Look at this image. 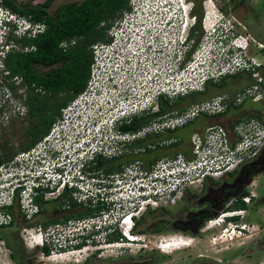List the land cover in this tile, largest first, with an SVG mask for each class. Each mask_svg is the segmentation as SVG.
Instances as JSON below:
<instances>
[{
    "label": "rangeland",
    "instance_id": "obj_1",
    "mask_svg": "<svg viewBox=\"0 0 264 264\" xmlns=\"http://www.w3.org/2000/svg\"><path fill=\"white\" fill-rule=\"evenodd\" d=\"M43 1L15 0L19 5H34ZM78 1L81 0H54L49 7V12L53 14L59 6ZM203 3L205 4L199 7L195 5V8H197L195 10L203 12L204 16L200 26L202 37L199 39L198 48L195 51V64L183 68L176 74V69L166 64L167 56L172 53L173 34L184 35L186 31L183 28V31L181 28L171 29L164 25V22L167 15H170L171 7L176 9V13H183L180 10L181 4L176 2V0H129L128 6L130 10L123 14L119 25H115L113 22L109 29L116 36V43L102 46L103 49L100 50L98 55L93 53V64L86 91L72 101L62 111V116L53 124L46 137L55 136L54 139L56 138L57 140L51 141L50 147H56L55 149L61 151L60 156L68 154L70 157L74 156L73 158H75V153L81 152L85 145L89 150L101 146L99 142L101 128L105 123L104 128L110 125L109 121L103 123L99 116L110 115L108 116L110 118L116 111L132 107L131 103L134 101L128 100L127 97L124 99L121 96L125 88L134 87L137 91L136 93H141L144 90L148 94V92L153 93L155 90L162 89L167 85L175 86V81L181 80L179 86L187 89L189 85L200 86L204 79L213 78L218 81L224 74L230 76L235 71L242 70V78L233 79L234 82L232 83L229 79L230 88L228 86L226 88L209 89L204 95L207 98L223 92L238 90L248 82L247 80L256 77L255 66L264 60V55L261 53V49H264V0H204ZM188 4L182 5L187 6ZM208 4H211L210 6L213 8L212 20H206ZM204 7L206 12L203 11ZM167 8L170 9L167 10ZM166 12L168 14L165 15ZM187 21L189 23V19ZM200 31L199 33H201ZM11 34L14 35V33ZM203 36L206 37L203 38ZM231 44H234V46L235 44H241L244 47V49H241L243 50L241 59L245 60L246 68L241 67L239 69L234 64H231L234 62L228 60L232 55H237L230 51L229 46ZM145 46L146 48H143ZM135 62L138 64L136 65ZM117 63L120 65H117ZM227 65L230 66L227 67ZM44 68L46 67L37 66L38 70H43ZM249 72L251 73L248 74ZM3 80H5L4 77ZM169 90L172 91L174 89ZM14 91H16V88H14ZM144 102L146 103L145 100ZM263 108L264 106L261 102H248L242 105L238 112L258 111ZM231 115L232 113H229L227 117ZM223 116H201L190 121L179 130V134L185 142L182 152L187 160L192 159V147L191 143L188 142L190 134L206 124L218 123L226 125L227 121ZM18 121L17 117L12 116L6 126H0V142H8L5 147L0 148L2 155H6L8 150H17L21 144L22 134ZM106 131H109V129ZM44 139L29 153L23 154V152L18 151L14 156L13 159H19L20 163L22 162L25 165L24 167L15 168V166L10 165V169L5 168L11 162L0 165V183L6 178H10L13 183L17 184L21 172L23 173L26 170H29L31 175L38 170L43 173H50L52 168L51 160L49 163L41 161L39 164L33 161V155L43 148ZM76 158L81 157L77 155ZM167 159L169 158H162L153 166H150L151 172L153 170L156 172V177L149 174V176L153 177L151 179L152 189L154 191L158 189L159 193L157 195L160 196V199L157 205L144 204L146 205L145 207H153L155 211L146 214L144 220L135 225V227L147 228L155 226L164 219L172 222L175 219L184 218L188 210L203 204L208 197L207 190L210 186L207 185V190L204 188V191L199 192L201 182L196 178L195 170L190 165H186L188 170L184 167L185 172H182L179 168L183 167V165L178 164V166L172 167L171 164H166ZM40 165H43V168H40ZM148 179L145 178V180ZM138 181L142 182L143 179ZM138 181H122L121 184H125L124 187L129 185V187L125 188L127 190L125 192L133 193L136 191ZM176 184L177 195L173 198L171 195L169 196L168 191L170 188L175 187ZM28 185L25 186L28 187ZM244 188L249 190V192L252 191L255 198L264 196V171L254 172ZM129 189L133 191H128ZM5 190L0 186V205L8 204L9 202V197L6 196ZM24 191L28 192V189ZM197 194H199L198 197H196ZM256 194L258 195L256 196ZM23 195H25L23 192L21 195L19 194L18 200L13 203L12 210L19 237L35 264H42V262L45 264H83L81 260L87 253H94L95 250H97L95 253H98L96 248L99 246L90 244V246H87L89 248L85 249L84 252L74 251L75 253L72 254H70L71 252H66L62 255L47 258L50 253L66 251V248H59L56 245V239H59V243H61V240L67 236L68 230L53 227H47L45 230L43 227L39 229V218L33 220L31 224L25 223L24 218L20 214L19 206L20 201L23 202ZM179 195L180 197H178ZM132 196L134 194H130L128 198L131 199ZM171 197L176 199V202H171ZM227 202L228 200L224 203ZM115 204L120 207H125L126 205L129 207L134 206V204L128 205L127 202H122L121 200H116ZM136 205L138 206V203ZM160 207L167 208V211L160 210ZM246 208L248 213L245 217V222L254 223L257 229L253 230L249 227L245 230L244 235L239 237L227 230L223 234V241L219 236L217 237V234H212L216 238L212 235L194 237L191 234L181 233L171 227L165 228L160 232L144 230L143 232H136L137 240L134 243L124 245V247L129 245V248H131L127 252L133 254L134 257L132 259H119L114 262L108 258H115L118 254V256H121V254H125V251L122 250L123 248H116L115 245H103L101 248L99 247V255L88 257L86 263L193 264L195 259V264H208L206 261L197 259L200 258V254H203L215 257L217 260H213L216 264H264V234L262 232L264 230V202L251 198ZM219 226L216 225V227H211V229ZM13 229L14 227L6 229V232ZM28 232L33 233L35 239L31 240ZM41 232L43 238L48 239L47 245L50 249L48 253H43L39 245L31 247L33 244L40 243L39 236ZM230 236L233 238L230 239ZM169 238H181L189 242V245L182 246V242L167 240ZM165 239L166 241H162ZM168 242L174 245L166 251H162L159 246L161 243L168 246V244H165ZM0 264H17V262L11 260L9 249L1 239Z\"/></svg>",
    "mask_w": 264,
    "mask_h": 264
},
{
    "label": "flooded vegetation",
    "instance_id": "obj_2",
    "mask_svg": "<svg viewBox=\"0 0 264 264\" xmlns=\"http://www.w3.org/2000/svg\"><path fill=\"white\" fill-rule=\"evenodd\" d=\"M203 1L204 0H190L188 3L191 6L193 5L194 8L191 11H187L185 15L183 13H176V9L171 7L172 12L170 11L169 13L172 16L167 15V18L164 22V25L171 29L181 28L182 30L184 24H186L187 27L184 29L186 31L184 35H176V33L173 34L172 53L167 56L168 59L166 64L173 66L176 69V74L183 68L195 64V51L198 48L199 39L202 37L200 26L204 17L203 12L196 11L197 8H195V5L199 7L200 5L205 4ZM169 9L170 8H167V10ZM203 11H205V7ZM166 14L168 13L166 12L165 15ZM121 18L122 17H118L115 19V25H119L121 23ZM187 19H189V23L186 21ZM199 31L201 33H199ZM108 36L109 42L105 43L102 40H97L93 44L101 43L108 46L113 44V36L109 35V33ZM204 37L206 36H203V38ZM143 48H146V46ZM261 53L264 55V49H261ZM135 64L137 65L138 63L135 62ZM117 65L120 64L117 63ZM255 67L257 76L247 80L248 82L238 90H234L232 92H223L222 94L227 96L226 100L223 101L226 103V107L221 112L208 115H224L223 117H225L227 121L226 125L218 123L206 124L193 132L202 134L207 126L218 124L222 125L228 133L229 138L234 140L233 133L235 128L237 125L242 124L245 129V136L252 139L255 134L250 128V123L252 120H255L258 124V137L263 142L258 154L254 158L241 164L239 166L240 172L234 174L233 176L230 175V173H227L218 179H203L200 183L201 187L199 192L204 191V188L207 190V185H209L210 188L207 190L208 197L204 200L203 204L188 210V213L184 218L178 220L175 219L172 222L164 219L155 226L147 228L135 227L137 223L139 224L144 220L146 214L153 213L155 211V209L151 206L145 207V209L142 210L139 215L133 218L134 225L132 228L130 226L132 234L136 235V232H143L144 230L160 232L165 228L171 227L172 229L181 233L191 234L194 237L198 235L199 237H203L206 235L209 236L220 233L227 222H234L236 225L245 223V217L248 213L246 206L242 207L244 210H247L243 216L226 217L224 223L215 229L206 227V221L209 218L216 216L220 212L226 211L228 209H241L229 208L228 205L231 201L227 204H222L226 197L233 192V189L237 191L239 190L238 188L245 186L246 178L253 174V172L264 171V108L258 111L244 113L238 112L240 107L248 102H261L264 106V60L259 62ZM47 70L48 68L46 67L39 71ZM19 77L20 80L18 81V84L14 86L16 91L13 93V95L21 106L20 112L16 116L19 120L18 126L22 134V141L19 147H25L27 144L33 141L34 133L48 129V126H50V117L55 111L56 103L52 91H48L36 83L29 84L27 81H24L21 76ZM208 79L211 81L206 91L213 88H226L228 86L230 88L231 85L229 84L234 82L233 79L236 78L226 77L225 82H223V76H221L218 81L214 80L213 78H207L204 82L203 90H205L206 81ZM229 79L231 83H229ZM180 82L181 80H176L175 86L167 85L166 87H163V89H166L165 91H157L156 94L151 92L146 94L144 90L141 93H136L137 91L134 87L123 89L121 96L124 99L127 97L128 100L134 101L131 103L132 107L129 109L125 108L118 110L115 112V114L111 115L110 118H108L110 115L105 117L103 115L99 116L103 123L109 121L110 125L108 127L106 126L107 128H104V125L106 124L105 123L101 128L99 133V142L101 146L94 147V149L89 150V148L85 145L81 152L75 153V158H73L74 156L70 157L68 154H63V156H60L61 151L55 149L56 147H50L51 141L54 142L57 139H54L55 136L48 138L46 137L48 136L47 134L44 137L45 139L43 138V148L33 155V161L39 164L41 161H44V163H49L51 160V170L53 172L51 173L50 170V173H43L42 171L38 170L32 175L29 174V170H26L25 172L23 171V173L21 172V176L18 177L19 182L16 184V186H18V196L14 194L11 204L0 207V235L6 237V240L1 239L4 245L7 247L8 240L11 243L16 244L17 238L15 235L17 234L19 237L12 208L14 201L18 200L19 194L21 195L22 192L25 194L23 195V201L25 196L28 194L30 196L32 194V203L36 206V209L32 212L30 217H27L24 211V205L20 201V214L24 218V222L31 224L33 220L39 218L40 220L38 222V226L40 228L45 226L46 228H65L68 230L67 236L64 238L65 241L69 242L75 237L82 240V242H79L75 245L70 244L68 247L79 248L78 245L84 243L87 240H90L92 244H95L100 248L106 243L117 240L126 242L127 238L122 235L119 228L117 229V225L121 215L136 209L137 205L132 207L127 205L125 207L116 206L115 198L123 194L126 187H129V185L124 187L125 184H121V182L145 179L149 177L151 172L150 166H153L160 159L169 158L170 160H175L178 155H183L182 149L185 142L179 134V130L190 121L207 115L203 113L198 114L182 125L178 124V117L193 102H200L211 99L216 95H221L216 94L206 98L204 97L206 91L203 95H201V97H197L196 95L192 94L193 92L197 91H191L184 94L178 92L176 89ZM232 88L231 90H233ZM169 89L174 90L171 91ZM29 92H32L33 94L31 101L28 99ZM240 95H242V97L238 99V96ZM32 104L35 106L33 113L31 112ZM229 113H232V115L227 117V114ZM107 129H109V131H106ZM27 131H31L32 134H26ZM189 140L188 142H190ZM40 142H42V140ZM7 144L8 142L1 141L0 148L5 147ZM31 150L25 153H29ZM77 155H80V157L84 156L85 158H76ZM78 164H82L80 168L81 170H77V173L82 176V178L79 180L82 181L84 190L79 189L76 186L69 187L64 184V177H69L70 172L75 173ZM19 166L24 167L25 165L22 162L20 163L19 160L17 167ZM40 168H43V165H40ZM33 175L40 176L36 181H39L42 184L41 187H43L37 192L35 189L33 192H31V189L29 188L33 180ZM215 180L219 181L217 185H215ZM12 184L13 181L8 179L6 182V189H8V191L9 187H12ZM25 185H28V187ZM26 189H28V192L24 191ZM217 190L218 192H216ZM33 194H36L37 202H35ZM75 194H78L82 200L79 201L76 199ZM198 195L199 194H197L196 197H198ZM257 195L258 194H256V196ZM144 197V195H139V199H143ZM251 198L259 202H264V196H258V198L252 196ZM235 200H237V198H235ZM46 204L48 205L46 206ZM159 209L162 211H167V208L165 207H160ZM212 212L216 214L205 219L206 216ZM2 215L7 216L6 220L2 219ZM99 219L102 222H106L107 224H114L108 225L106 228L100 230L89 228L84 230V233L80 232L79 225H92ZM139 220L140 222H138ZM200 223L202 224L199 226ZM13 227L14 229L12 231L10 230L9 232H6L8 229ZM156 227H160L161 230L155 231L154 228ZM220 238L223 241V238ZM232 238L233 237L230 239ZM167 240L189 243L181 238H169ZM162 241H166V239ZM171 242L165 244H169ZM162 245H164V243H161L160 246ZM99 247L96 248L98 249V253H95L97 251L95 250V254L92 252L87 256L86 260L88 257L91 258L99 255ZM87 248L89 247H86L85 249ZM122 250L125 251V254H121V256H118V254L115 258L110 257L108 259H111L115 262L119 259L125 260L132 259L134 257L133 254H129V252H127L129 249L126 247H123ZM10 252L11 249H9V256L11 260H13ZM42 252L44 251L42 250ZM72 253L75 252H71L70 254ZM30 257L31 255L28 254L23 263L14 260L13 261L17 262V264H35ZM199 257L200 258L197 259L203 260L204 262L206 261L208 264H216L214 262L216 259L215 257L203 254H200ZM42 264L45 263L42 262ZM193 264H195V259Z\"/></svg>",
    "mask_w": 264,
    "mask_h": 264
},
{
    "label": "trees",
    "instance_id": "obj_3",
    "mask_svg": "<svg viewBox=\"0 0 264 264\" xmlns=\"http://www.w3.org/2000/svg\"><path fill=\"white\" fill-rule=\"evenodd\" d=\"M53 1L44 0L39 4L19 5L15 0H1L4 6L19 15L30 17L33 20H45L47 24L46 30L35 38L17 39L11 34L8 37L9 39H13L15 43H20L23 46L34 45V50L21 52L12 47L6 52L2 61L5 68L9 71V74H6L7 77L21 76L29 84L36 83L44 89L52 91L56 108L50 117L48 129L34 133V139L31 143L25 147L17 148V150H8L6 155H2L0 152V165L13 162V158L18 151L25 153L34 148L50 132L53 124L62 116V110L86 91L93 64V43L97 40H102L105 43L109 42L108 30L112 23L116 18L122 17L125 12L130 10L128 6L129 0H81L61 5L51 14L49 7ZM73 37L76 38L74 44L65 49L60 46L62 40H69ZM37 66L47 67L48 70L39 71ZM241 72L242 70H237L230 76L224 74L223 82H225L226 77L242 78ZM210 81V79L206 81L205 90L193 92L192 94L201 97L207 90ZM8 85L12 92L15 93L14 82H10ZM32 98L33 94L29 92L28 99L31 101ZM34 110L35 106L32 104L31 112L33 113ZM26 134L32 133L31 131H27ZM238 172H240V167L230 173V175L233 176ZM250 176L246 178L245 184L250 180ZM218 182V180H215V185ZM41 188L43 187H37L35 191L37 192ZM238 189L237 191L233 189V192L224 200V202L226 200L228 202L231 201L228 205L229 208H242L246 206L241 197L248 195L249 190L244 187ZM17 191L18 188H15L14 194L16 196H18ZM33 197L35 198V202H37L36 194H33ZM224 202L222 205L225 204ZM215 214L212 212L205 219ZM43 229L45 230L46 227L44 226ZM154 230L160 231L161 228L156 227ZM15 237L17 238L16 244L8 240L7 247L11 249L10 255L12 259L23 263L29 253L17 234ZM0 239L6 240V237L0 235ZM83 244H79L78 247H81ZM56 245H60L59 240L56 241ZM40 248L45 253H48L50 250L47 243H43ZM83 264H87L86 261Z\"/></svg>",
    "mask_w": 264,
    "mask_h": 264
},
{
    "label": "built area",
    "instance_id": "obj_4",
    "mask_svg": "<svg viewBox=\"0 0 264 264\" xmlns=\"http://www.w3.org/2000/svg\"><path fill=\"white\" fill-rule=\"evenodd\" d=\"M47 24L45 20H33L30 17L19 15L15 12H13L8 7L4 6L1 3L0 0V126H6L7 123H9V119L14 116L16 117L18 113L20 112V103L13 95V92L8 85L10 82H14L15 85L18 84V81L20 80V77H12L9 78L6 76V74H9V71L5 68L2 59L5 57L6 52L13 48H16L18 51L26 52L30 50H34V45H21L20 43H15L13 39H7L6 33H14V35L17 39L20 38H35L39 34L43 33L46 30ZM109 35L113 36L114 41L113 44L116 43V38L113 35L112 31H108ZM9 37V36H8ZM76 41V38L73 37L69 40L65 39L60 42V46L62 48H67L68 46L74 44ZM102 46H108L103 45L101 43H97L92 45V51L94 54L98 55L100 54V50L102 49ZM3 77L5 80H3ZM206 79H204L200 86H193L189 85L187 89L180 87V83L177 85V91L181 93H188L191 91H201L203 90L204 82ZM166 89H157L153 93L156 94L157 91L163 92ZM242 95L238 96V99H240ZM227 96L225 94L216 95L212 97L211 99L195 102L188 106L184 112L178 117V124L182 125L185 124L190 119L194 118L198 114H206V115H213L217 112H221L225 107L226 103L223 101L226 100ZM64 108L63 110H65ZM62 110V111H63ZM250 128L255 134L254 137L251 139L247 136H245V129L242 124H239L236 126L234 131V140L230 139L228 136V133L224 129L222 125H209L207 126L203 133L193 132L190 135V142L191 143V151H192V159L187 160L183 155H178L175 160L167 159L166 164H171L173 166H178V164L183 165V167L179 168L182 172H185L183 169L185 167L186 170H188V166L190 165L195 170V176L202 182L205 178H212V179H218L222 177L224 174L234 172L238 167L254 158L260 148L263 145L262 140L258 137V124L255 120H252L250 123ZM178 169V167H176ZM173 172V171H172ZM171 173V172H170ZM152 176H156V172L153 170L150 172ZM172 175V173H171ZM170 175V176H171ZM69 187L72 186V182L68 181L66 184ZM128 191H133L129 189ZM169 196L171 195L173 198L177 195V184L175 187H172L169 189ZM130 194H138L140 191H134L133 193L129 192ZM127 192H123L121 194L122 197H124V201L127 200L128 205L133 204L134 202H130L129 198L130 194ZM159 193L158 189L155 191L154 196H148L145 199H139V206L130 211L126 212L121 215V218L118 222V228L120 229L122 235H124L127 238L126 242H122L121 240H117L114 242H109L105 245H116L115 247L118 248L119 246L134 243L137 236L135 234L131 233V228L134 225L133 218L144 209L146 205H157L159 203L160 196L157 195ZM120 195L117 196L115 199H120ZM254 196V193L252 191L249 192L248 195L242 196L241 199L248 204L251 200V197ZM171 197V202H176V199H173ZM180 197V195L178 196ZM75 198L79 201L82 200V198L75 194ZM148 202V204H147ZM24 205V211L27 217H30L32 212L36 209V206L32 203V198L29 196L24 197V201L22 202ZM146 204V205H144ZM156 207V206H155ZM246 210L243 208L241 209H228L226 211L220 212L216 216L209 218L206 221V227H216V225H222L225 221L226 217L230 216H243L245 214ZM7 216L2 215V219L6 220ZM102 221L99 219L95 222V225L98 226ZM80 231L84 229H89L91 227V224L86 225H79ZM131 226V228H130ZM39 227V226H38ZM251 227L253 230L257 229L254 223H241L239 225H236L234 222H227L225 227L221 230L220 233L217 234V237H223V234H225L226 230L230 231L231 234L236 236L244 235L246 232L245 230L247 228ZM260 228V227H259ZM27 229V228H26ZM40 229V227H39ZM237 232V233H236ZM264 234V230L262 231ZM30 232H28L29 234ZM84 233V231L82 232ZM222 233V235H221ZM30 233L29 237L30 239H35L34 234ZM215 237V236H213ZM230 236L229 238H231ZM264 237V236H263ZM40 243H35L31 247H34L35 245L42 246L43 243H47L48 239H44L42 236V232L40 233ZM216 238V237H215ZM79 242H82L80 238H72L71 241L67 242L64 240L61 241L59 248H66V251H61L59 253H50L48 257L51 256H57L65 254L66 252H76V251H85V248L90 244V240H87L84 242V244L79 247H68L70 244H77ZM118 244V246H117ZM44 253V252H43ZM89 254L87 253L81 262L83 263L87 256ZM76 259V258H75ZM77 260V259H76Z\"/></svg>",
    "mask_w": 264,
    "mask_h": 264
},
{
    "label": "clouds",
    "instance_id": "obj_5",
    "mask_svg": "<svg viewBox=\"0 0 264 264\" xmlns=\"http://www.w3.org/2000/svg\"><path fill=\"white\" fill-rule=\"evenodd\" d=\"M185 7H187V8H185ZM191 10H193V6H191V5H187V6H184L183 5V9L181 10V11H184V13H186L187 11H191ZM11 33H6V37H7V39H8V36L10 35ZM12 35V34H11ZM229 48L231 49L230 51L232 52V53H236V54H239L240 52H243V50H241L240 48H238V47H236V46H234V44H231L230 46H229ZM231 55V54H230ZM228 60H230L231 61V59H228ZM231 64H234V63H231ZM245 60H244V62H243V64L241 65V66H237V65H235L234 64V66H236V67H238L239 69L241 68V67H245ZM228 66H230V65H227V67ZM246 68V67H245ZM81 158H85L84 156L83 157H81ZM85 160V159H84ZM18 162H19V159H14V161L13 162H11V164H9L8 166H6L5 168H7V169H10L9 168V166L10 165H13V166H15V168L17 167V164H18ZM81 166H82V164H78L77 165V168H76V172L75 173H73V172H70V176L69 177H64V184L66 185L67 183H68V181H71L72 182V186L73 187H78L79 189H82V190H84V187H83V183H82V181H80L79 179L80 178H82V176H80L79 175V173H77V170H81L80 168H81ZM38 177H40L39 175H33V180H32V182H31V184H30V189H31V192H33V190L35 189V188H37V187H40V186H42V184L39 182V181H36L37 179H38ZM156 177V176H155ZM147 178H149L148 180H145V179H143V181L141 182V181H138V185H137V188H136V191H140V193H138V194H134V196H132L131 197V199H129L130 200V202H134L133 204L134 205H136L137 203H138V206H139V195H144L145 197L143 198V199H145V198H147L148 196H154L155 195V191L152 189V183H151V179L153 178V177H151V176H149V177H147ZM10 179V178H9ZM7 178L5 179V180H3V182L2 183H0V186L4 189V187H6V182H7ZM142 180V179H141ZM18 186H16V184L15 183H13L12 184V187H9V191H8V189H6L7 190V192H6V190H5V192H6V196H8L9 197V202H8V204L7 203H5V204H3V205H0V207H2V206H7V205H9V204H11V200H12V197H13V195H14V189L15 188H17ZM125 191H127L126 189L124 190V192ZM154 192V193H153ZM127 193H129V192H127ZM153 193V194H152ZM149 194H152V195H149ZM30 196H32V194L30 195ZM121 196V195H120ZM124 197H120V199H117V200H121L122 202H127V200L126 201H124ZM147 204H148V202H147ZM137 206V207H138ZM108 225H113V224H107L106 222H101L98 226H96L95 225V223L94 224H92L91 225V227L90 228H92V229H97V230H100V229H103V228H106ZM84 230H86V229H84ZM84 230H82V231H80V232H83ZM136 241V240H135ZM124 246H119L118 248H123ZM131 247V246H130ZM127 249H131V248H129V246H127L126 247Z\"/></svg>",
    "mask_w": 264,
    "mask_h": 264
},
{
    "label": "bare ground",
    "instance_id": "obj_6",
    "mask_svg": "<svg viewBox=\"0 0 264 264\" xmlns=\"http://www.w3.org/2000/svg\"><path fill=\"white\" fill-rule=\"evenodd\" d=\"M210 5L211 4H208V14H207L206 20H212L213 8ZM185 8H187V7H185ZM182 12L185 15L184 11H182ZM184 23H185V19H184ZM185 27H186V24H184L183 30L185 29ZM173 245L174 244H168V246L167 245L166 246L165 245H162V246H160V249H162L163 251H166L168 248L172 247ZM187 245H189V243L182 242V246H187Z\"/></svg>",
    "mask_w": 264,
    "mask_h": 264
}]
</instances>
